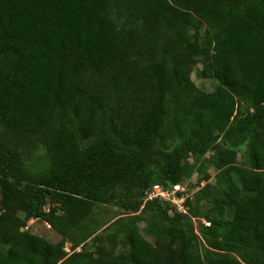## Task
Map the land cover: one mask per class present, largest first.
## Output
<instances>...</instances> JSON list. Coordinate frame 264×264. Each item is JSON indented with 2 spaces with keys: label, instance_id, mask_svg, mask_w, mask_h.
<instances>
[{
  "label": "trees",
  "instance_id": "obj_1",
  "mask_svg": "<svg viewBox=\"0 0 264 264\" xmlns=\"http://www.w3.org/2000/svg\"><path fill=\"white\" fill-rule=\"evenodd\" d=\"M0 190V264H264V0H0Z\"/></svg>",
  "mask_w": 264,
  "mask_h": 264
},
{
  "label": "rangeland",
  "instance_id": "obj_2",
  "mask_svg": "<svg viewBox=\"0 0 264 264\" xmlns=\"http://www.w3.org/2000/svg\"><path fill=\"white\" fill-rule=\"evenodd\" d=\"M189 64L194 69L193 74H192V80L194 81V83L202 90L213 91L215 86H216V82L211 80V79H203L200 77V70L202 69L201 63L197 60H191L189 62ZM209 172L212 175V180L210 182H211V184H214L216 171L211 168V169H209ZM199 180L201 181V177L198 174H195V175H193V177L190 180H188L185 183V187H186L187 191H188V187L190 185H192V186L196 185V187H191L190 192H187L188 196H190V195L193 196V194H195L197 190H199L200 188H203V186L206 184L205 182L199 183ZM0 198H1V190H0ZM98 211H99V213H105L107 216H115L112 219L113 221L117 218H120L121 216L123 217V216L131 215V213H126L122 208H120L118 206H112V205H105V207H100V208H98ZM21 215H24V214H21ZM201 223L206 224V221L201 220ZM195 225H196L197 231L200 232V226H201L200 223L195 222ZM27 226H28L29 231L31 233L45 237L49 241L58 242L62 238L60 234H58L49 225L45 224L41 220H37V219L31 220L30 222H28ZM139 228H140L142 234L149 241H152V238L144 232V225L141 224ZM100 235H101V233L97 236H100ZM94 239L95 238H92L90 240V245H92L94 243ZM80 248L78 250H80ZM66 251L71 253V245L70 244L66 245Z\"/></svg>",
  "mask_w": 264,
  "mask_h": 264
},
{
  "label": "built area",
  "instance_id": "obj_3",
  "mask_svg": "<svg viewBox=\"0 0 264 264\" xmlns=\"http://www.w3.org/2000/svg\"><path fill=\"white\" fill-rule=\"evenodd\" d=\"M188 197L185 185H174L172 187H164L162 185H154L148 192L146 200L158 199L165 203L174 205L179 212L187 213L185 201Z\"/></svg>",
  "mask_w": 264,
  "mask_h": 264
},
{
  "label": "water",
  "instance_id": "obj_4",
  "mask_svg": "<svg viewBox=\"0 0 264 264\" xmlns=\"http://www.w3.org/2000/svg\"><path fill=\"white\" fill-rule=\"evenodd\" d=\"M24 231V229H22Z\"/></svg>",
  "mask_w": 264,
  "mask_h": 264
}]
</instances>
